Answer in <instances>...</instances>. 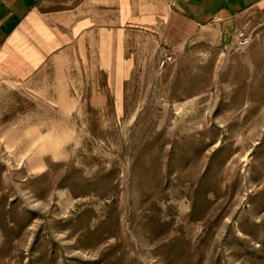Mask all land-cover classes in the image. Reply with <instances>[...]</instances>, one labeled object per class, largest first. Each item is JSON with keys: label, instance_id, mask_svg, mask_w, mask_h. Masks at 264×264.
Instances as JSON below:
<instances>
[{"label": "rangeland", "instance_id": "374dc122", "mask_svg": "<svg viewBox=\"0 0 264 264\" xmlns=\"http://www.w3.org/2000/svg\"><path fill=\"white\" fill-rule=\"evenodd\" d=\"M150 34L1 91L0 264H264V8Z\"/></svg>", "mask_w": 264, "mask_h": 264}, {"label": "crops", "instance_id": "0c3cea01", "mask_svg": "<svg viewBox=\"0 0 264 264\" xmlns=\"http://www.w3.org/2000/svg\"><path fill=\"white\" fill-rule=\"evenodd\" d=\"M253 7L264 8V0H0V95L66 53L87 58L93 51L106 70L115 48L118 65L129 63L121 44L135 33L186 38L206 21L233 19Z\"/></svg>", "mask_w": 264, "mask_h": 264}, {"label": "clouds", "instance_id": "9594fccd", "mask_svg": "<svg viewBox=\"0 0 264 264\" xmlns=\"http://www.w3.org/2000/svg\"><path fill=\"white\" fill-rule=\"evenodd\" d=\"M47 136L51 144L50 154L53 159L69 160L80 146L76 133L71 129L57 130L53 128L47 133Z\"/></svg>", "mask_w": 264, "mask_h": 264}, {"label": "built area", "instance_id": "2783aa9c", "mask_svg": "<svg viewBox=\"0 0 264 264\" xmlns=\"http://www.w3.org/2000/svg\"><path fill=\"white\" fill-rule=\"evenodd\" d=\"M240 35H242L241 33H240ZM241 38L239 39V41L240 42H242L241 44H246L248 41H249V39H250V36L249 37H247V36H240ZM169 59L171 60V56H169V57H166V61H169Z\"/></svg>", "mask_w": 264, "mask_h": 264}]
</instances>
